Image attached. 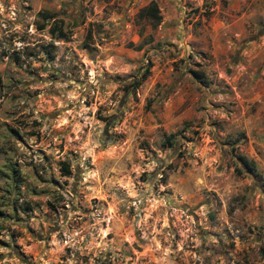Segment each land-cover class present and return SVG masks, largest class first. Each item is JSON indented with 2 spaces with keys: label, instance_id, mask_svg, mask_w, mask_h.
Returning <instances> with one entry per match:
<instances>
[{
  "label": "rangeland",
  "instance_id": "1",
  "mask_svg": "<svg viewBox=\"0 0 264 264\" xmlns=\"http://www.w3.org/2000/svg\"><path fill=\"white\" fill-rule=\"evenodd\" d=\"M0 264H264V0H0Z\"/></svg>",
  "mask_w": 264,
  "mask_h": 264
},
{
  "label": "trees",
  "instance_id": "2",
  "mask_svg": "<svg viewBox=\"0 0 264 264\" xmlns=\"http://www.w3.org/2000/svg\"><path fill=\"white\" fill-rule=\"evenodd\" d=\"M138 16L141 17V18H148V19L152 20L155 23H158L161 20V16L159 15L158 7H157L156 3L153 2V1H151L146 7H144L139 12ZM40 29H43V27H41ZM52 31L53 32L59 31L60 34H63L60 25L58 27L54 28V30H52ZM194 75L200 77V74H198V73H195ZM143 79H145V75L143 76ZM242 161H243V164L249 170H253V164L251 162H248L246 160H242ZM63 168H66L65 165L63 166ZM66 173L67 174L69 173V171L67 169H66Z\"/></svg>",
  "mask_w": 264,
  "mask_h": 264
}]
</instances>
